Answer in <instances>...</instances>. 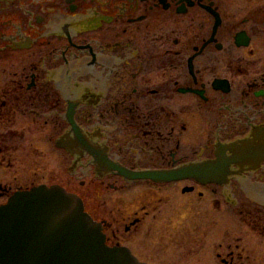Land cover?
<instances>
[{
    "label": "flooded vegetation",
    "instance_id": "flooded-vegetation-1",
    "mask_svg": "<svg viewBox=\"0 0 264 264\" xmlns=\"http://www.w3.org/2000/svg\"><path fill=\"white\" fill-rule=\"evenodd\" d=\"M43 138L62 155L64 181L25 173ZM253 152L262 157L212 179H128L110 167L166 171ZM138 182L209 190L242 218L264 217V0H0V204L58 184L108 246L151 264L128 244L145 206L107 217V194ZM219 245L222 264L241 258Z\"/></svg>",
    "mask_w": 264,
    "mask_h": 264
},
{
    "label": "rangeland",
    "instance_id": "rangeland-1",
    "mask_svg": "<svg viewBox=\"0 0 264 264\" xmlns=\"http://www.w3.org/2000/svg\"><path fill=\"white\" fill-rule=\"evenodd\" d=\"M49 145L47 139H41L40 164L27 159L25 173L32 176L38 172L40 180L45 182L64 181L62 155ZM29 156L26 155L31 158ZM38 165L39 170L35 169ZM71 187L77 189L78 186L73 184ZM85 189L86 185L82 188L86 195ZM246 189L249 196L262 190ZM92 193L93 196L96 194ZM106 198L110 207L109 219L145 206L149 213L134 240L128 244L151 264H222L217 254L226 253V250H222L219 244L230 242L234 248L238 246L234 252L241 255L240 259H235V264H264V217L242 218L233 211V206L209 190L200 197L197 193H180L176 184L153 187L138 182L130 188L113 191ZM110 209H113L112 213Z\"/></svg>",
    "mask_w": 264,
    "mask_h": 264
},
{
    "label": "water",
    "instance_id": "water-1",
    "mask_svg": "<svg viewBox=\"0 0 264 264\" xmlns=\"http://www.w3.org/2000/svg\"><path fill=\"white\" fill-rule=\"evenodd\" d=\"M96 157V156H95ZM261 155H233L179 169L131 171L111 168L128 179L170 181L208 179L225 174L230 163ZM0 264H147L124 246H108L99 222L83 207L81 198L58 184H40L12 194L0 204Z\"/></svg>",
    "mask_w": 264,
    "mask_h": 264
}]
</instances>
